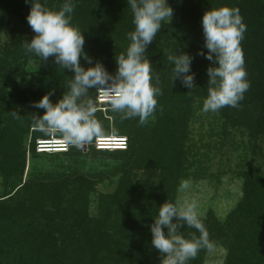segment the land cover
<instances>
[{"label":"trees","instance_id":"obj_1","mask_svg":"<svg viewBox=\"0 0 264 264\" xmlns=\"http://www.w3.org/2000/svg\"><path fill=\"white\" fill-rule=\"evenodd\" d=\"M63 2L41 0L50 10ZM74 2L72 23L84 36V52L115 74V57L125 51L126 33L134 27L127 0ZM169 2L173 7L175 0ZM221 6L238 8L246 25L241 48L250 88L239 107L222 108L218 116L226 130L264 135V0H181L177 16L146 50L162 90L154 118L141 126L138 118L121 120L107 106L97 108L108 137H124L125 148H98L93 142L49 152L36 148L37 140L49 138L31 122L34 113L44 111L32 103L53 90L50 99L57 102L72 73L52 57L43 61L25 54L24 43L35 35L26 19L30 4L0 0V38L9 27V45L0 44V183L5 189L0 194V264H160L148 226L161 204L175 202L180 180L196 162L189 124L208 94L207 68L212 66L197 55L207 51L204 40L202 47L197 41L203 37V13ZM173 50L193 57L195 87L190 90L171 81L167 56ZM30 59L36 67L28 71ZM80 63L91 66L83 58ZM241 175L242 196L226 222L212 211L201 218L210 239L225 247L224 264H264V178L249 170ZM107 179L115 180L114 190L99 194L91 213L90 197ZM179 231L185 238L199 235L186 225ZM207 253L201 250L189 264H203Z\"/></svg>","mask_w":264,"mask_h":264},{"label":"clouds","instance_id":"obj_2","mask_svg":"<svg viewBox=\"0 0 264 264\" xmlns=\"http://www.w3.org/2000/svg\"><path fill=\"white\" fill-rule=\"evenodd\" d=\"M25 3L30 4L26 19L35 33L23 45L25 54L43 61L52 57L61 69L72 73L67 91L57 102L50 99L53 90L32 103L33 108L44 110L42 115L34 113L30 118L36 130L46 138H54L64 150L102 142L108 133L96 117L97 100L120 114L121 120L138 118L143 126L154 118L162 90L146 50L162 26L172 19L173 9L168 0H127L134 27L126 33L129 43L125 51L115 57V74L108 72L101 62H93L84 52V36L72 23L74 0H64L58 10H50L41 0H25ZM201 27L203 47L207 51L199 50L197 55L212 63L207 68L208 94L201 110L207 113L239 107L250 88L241 48L247 28L239 9L210 8L201 17ZM81 58L91 66L83 67ZM167 59L172 65L171 81L179 80L189 90L195 87V74L191 70L193 57L173 50ZM190 188L191 182L185 179L177 191L185 193ZM153 220L148 227L151 245L160 253V264H189L201 250L210 253L215 250L216 244L210 239L194 200H167L159 206ZM183 225L195 229L199 235L191 233L190 238H185L179 231Z\"/></svg>","mask_w":264,"mask_h":264},{"label":"rangeland","instance_id":"obj_3","mask_svg":"<svg viewBox=\"0 0 264 264\" xmlns=\"http://www.w3.org/2000/svg\"><path fill=\"white\" fill-rule=\"evenodd\" d=\"M181 0H175L173 16H177ZM170 21V22H171ZM9 27L6 26L0 38L1 45H9ZM34 35V32H33ZM200 36L199 46L202 47ZM28 71L36 67V61L28 60ZM97 108L104 110L106 105L97 100ZM202 105L194 113L189 124L191 146L195 165L181 180H189L191 188L185 193L176 191L177 199L194 200L198 203L201 217L212 211L219 222H226L228 215L237 206L242 196L243 171L264 178V135H253L246 129H224L218 112H203ZM96 146V142H94ZM86 148V146H84ZM39 151H63L54 138L37 140ZM106 148V147H105ZM108 148V147H107ZM180 180V182H181ZM179 182V184H180ZM178 184V186H179ZM115 180L109 179L97 185L90 197L89 211L95 213V204L99 194L111 193ZM178 189V187H177ZM0 183V194L4 191ZM226 249L218 244L213 252H208L203 264H224Z\"/></svg>","mask_w":264,"mask_h":264},{"label":"built area","instance_id":"obj_4","mask_svg":"<svg viewBox=\"0 0 264 264\" xmlns=\"http://www.w3.org/2000/svg\"><path fill=\"white\" fill-rule=\"evenodd\" d=\"M112 137H107L106 139H111ZM116 138H118V145H120L121 146V148H125V146H126V139L124 138V137H116ZM124 140V143L123 144H121L120 143V140ZM110 144L109 143H107V141L106 140H103L102 142H99V143H97L96 142V147H98V148H104V146H109Z\"/></svg>","mask_w":264,"mask_h":264},{"label":"bare ground","instance_id":"obj_5","mask_svg":"<svg viewBox=\"0 0 264 264\" xmlns=\"http://www.w3.org/2000/svg\"><path fill=\"white\" fill-rule=\"evenodd\" d=\"M107 148V147H106Z\"/></svg>","mask_w":264,"mask_h":264}]
</instances>
